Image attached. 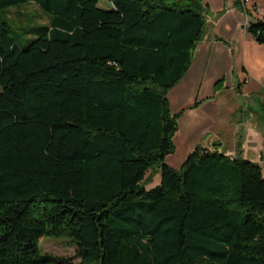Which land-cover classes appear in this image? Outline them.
<instances>
[{"label": "trees", "instance_id": "trees-1", "mask_svg": "<svg viewBox=\"0 0 264 264\" xmlns=\"http://www.w3.org/2000/svg\"><path fill=\"white\" fill-rule=\"evenodd\" d=\"M25 2L49 20L20 46L2 10ZM207 13L206 0H0V264H264L262 167L198 145L165 162L183 111L167 93ZM246 29L264 44V13ZM44 236L80 261L41 255Z\"/></svg>", "mask_w": 264, "mask_h": 264}, {"label": "rangeland", "instance_id": "rangeland-1", "mask_svg": "<svg viewBox=\"0 0 264 264\" xmlns=\"http://www.w3.org/2000/svg\"><path fill=\"white\" fill-rule=\"evenodd\" d=\"M206 1L208 2L206 34L197 44L194 58L187 72L167 93L171 112L174 114L184 111L177 119L178 127L173 136L175 150L165 158V162L176 169L181 166L191 149L200 143L204 137L201 135L204 130L210 132L206 139L212 135L220 136L219 145L223 150H226V147L230 145V135H232L227 131L230 125L224 126L228 123V118L231 117L230 108L237 104L241 105L242 114L237 113L240 116L247 114L250 110L246 104V108L242 107V94L236 95L235 92H232L230 84L231 82L236 84L240 80L232 74V69L236 71L238 68L235 61L237 54L243 55V58L246 59L256 60V50L259 48L246 26L249 22L256 21L258 17L262 16L264 0H239L243 9L236 4V0ZM99 4L107 5L104 1ZM253 5H257L261 11L253 10ZM2 13L11 26L12 39L20 46L25 44L27 38L35 36L34 30H29L30 27L49 20V17L35 2L17 3L3 9ZM221 78L222 80L213 86L214 82ZM222 82L223 85H221ZM244 86L259 89L260 93L264 94V76H247ZM214 88H220V93L214 94ZM226 90L231 91L230 94L234 95L229 103L223 101ZM211 95L215 97L212 98ZM216 97L218 98L216 99ZM194 100L200 102L198 107H192ZM254 108L259 115L263 114L258 101ZM212 114L216 118H213ZM249 121L255 124L257 120L249 118ZM220 126H224L226 129L218 128ZM252 137V140L263 148L261 150L263 152L261 166L264 173V132L258 130ZM149 175H151L150 179L144 181L146 189L153 188L160 182V173L157 167L149 169L145 178ZM39 250L43 256H63L74 262L80 261L76 245L67 237L44 236L39 239Z\"/></svg>", "mask_w": 264, "mask_h": 264}, {"label": "crops", "instance_id": "crops-1", "mask_svg": "<svg viewBox=\"0 0 264 264\" xmlns=\"http://www.w3.org/2000/svg\"><path fill=\"white\" fill-rule=\"evenodd\" d=\"M205 34H206V32H205ZM205 34L203 35V38H204ZM256 46L259 48L256 50V60H251L250 58L246 59L245 57L243 58V55L241 56V54H237L235 61L238 64V68L236 69V71H234V69H232V74L236 75L238 80L242 79V81L239 80L238 83H236V84H233V82H231V84H230L231 88L230 89L232 90V92H235L236 95L242 94L243 97L244 96L249 97L248 101L245 98H243L242 107L246 108L248 106L250 108V110L248 112L246 111L247 114L240 116V115H237V113L242 112L241 111V105L237 104V105L233 106V108L232 107L230 108L231 117L228 118V123L226 122L227 124L224 125V126H227L228 124L230 125V127L227 129V131L232 133V135H230V137H231V141L229 143L230 145H228L226 147L227 148L226 150H223L221 145H219V141L221 139H220V136H218V135H212V137H210L209 139H206L208 134L210 133L208 130H204L201 133V135H203L204 137L201 139L200 143H197L196 145L203 147V148H206V149H209V150L217 149L218 151L223 152L227 156H229V155L235 156L237 152H240L243 158L248 159L252 162L258 163L261 166L262 160H263V152L261 150L263 148L260 144H256L252 140V138H253L252 136H255V133L258 130H262L264 132V94L260 93L259 89L247 88L244 86V82L247 81V76H257V77L264 76V44L258 43L256 41ZM195 50H196V48H195ZM232 51H233V49H232ZM194 53H195V51H194ZM232 54H233V52H232ZM193 58H194V56H193ZM221 85H223V82ZM213 86H214V84H213ZM219 91H221L220 88L219 89L214 88V94L217 92H218L217 94H219L220 93ZM230 93H231V91L229 92V90L228 91L226 90L225 94L223 95V101H225V103L226 102L229 103L232 101V98L234 95H232ZM211 96H212V98L215 97L213 95H211ZM217 98L218 97H216V99ZM195 101H197V100H194V102ZM256 101H258V103L260 105V110L263 113V114H261L263 116V121H259V119H258L259 114L257 113V111L254 108V106L256 105ZM199 103L197 106H194L193 108L198 107ZM243 103H244V105H243ZM245 104H246V107H245ZM183 112L184 111H182V113ZM212 116H213V118H216V116L214 114H212ZM244 118H247V119L243 120ZM249 118H251L252 120L254 119V121H256V120L257 121L255 122V124H253L252 122L249 121ZM255 118H256V120H255ZM224 126H220L218 128L226 129V128H224ZM244 126H245V129H244ZM220 144H221V142H220Z\"/></svg>", "mask_w": 264, "mask_h": 264}, {"label": "built area", "instance_id": "built-area-1", "mask_svg": "<svg viewBox=\"0 0 264 264\" xmlns=\"http://www.w3.org/2000/svg\"><path fill=\"white\" fill-rule=\"evenodd\" d=\"M253 10H255V11H261V9H259V7L257 5H253Z\"/></svg>", "mask_w": 264, "mask_h": 264}, {"label": "water", "instance_id": "water-1", "mask_svg": "<svg viewBox=\"0 0 264 264\" xmlns=\"http://www.w3.org/2000/svg\"><path fill=\"white\" fill-rule=\"evenodd\" d=\"M243 98H245V99L248 101V98H249V97L244 96ZM250 122H251V121H250ZM229 157L234 158L235 156H234V155H229Z\"/></svg>", "mask_w": 264, "mask_h": 264}, {"label": "flooded vegetation", "instance_id": "flooded-vegetation-1", "mask_svg": "<svg viewBox=\"0 0 264 264\" xmlns=\"http://www.w3.org/2000/svg\"><path fill=\"white\" fill-rule=\"evenodd\" d=\"M259 121H263V116L262 115H259Z\"/></svg>", "mask_w": 264, "mask_h": 264}]
</instances>
